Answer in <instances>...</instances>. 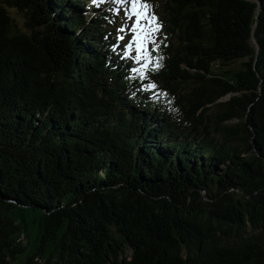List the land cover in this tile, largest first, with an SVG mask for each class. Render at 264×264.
Here are the masks:
<instances>
[{"label": "trees", "instance_id": "trees-1", "mask_svg": "<svg viewBox=\"0 0 264 264\" xmlns=\"http://www.w3.org/2000/svg\"><path fill=\"white\" fill-rule=\"evenodd\" d=\"M88 3L0 0V264H264V0H164L154 92Z\"/></svg>", "mask_w": 264, "mask_h": 264}, {"label": "snow or ice", "instance_id": "snow-or-ice-1", "mask_svg": "<svg viewBox=\"0 0 264 264\" xmlns=\"http://www.w3.org/2000/svg\"><path fill=\"white\" fill-rule=\"evenodd\" d=\"M116 2L124 4L125 0H116ZM127 2L129 5L128 12L130 13L128 18H134V20L130 27L131 39L122 45L123 56L125 58L129 57L133 46L135 47L134 61L139 66L132 67L130 70L132 73L138 74L136 78L146 82L141 86L142 91L154 92L157 86L148 79V73L161 67L160 62L163 57L159 54L160 41L158 40V34L162 25L146 0H127ZM93 3H98V0H93ZM125 30V27L122 26L118 29V32L123 33ZM117 40L123 41V35H118Z\"/></svg>", "mask_w": 264, "mask_h": 264}, {"label": "rangeland", "instance_id": "rangeland-1", "mask_svg": "<svg viewBox=\"0 0 264 264\" xmlns=\"http://www.w3.org/2000/svg\"><path fill=\"white\" fill-rule=\"evenodd\" d=\"M163 1L164 0H146V2L151 6L152 12H154V14L157 16V18H158V20H159V22H160L161 25L163 24V19H165V16H163V12H162V2ZM115 2H116V0H98V3H96L93 6H94L95 10H98V11H100L101 9H102V11H105L108 7H111L113 10H116V11L119 12L118 13V16L119 17L116 19V23L118 24V25H116V26H118V28L116 30V32H117L116 37L118 35H123L124 40L121 41V44H120L121 47H122L123 44H126L131 39L132 33H131V30H130V27H131V23L133 22L134 18H128V17H130V13L128 12L129 5H128L127 0H125V3L124 4H120V3H117V2L115 3ZM103 4H105V5H103ZM52 7L57 8V7H59V5L56 4L55 1H53ZM113 10H112V12H113ZM86 11L91 12V9L89 7H87V10ZM113 13H115V12H113ZM126 13L128 14L127 17H126ZM17 19H20V18L17 17ZM122 26H124L126 30L123 33H119L118 32V29H120ZM165 30H166V26H163L162 25L161 31L158 34V37L161 34H163L165 32ZM165 38L168 39L167 35H165ZM171 39H173V37H171L170 40ZM117 41L118 40L116 39L115 42H117ZM134 56H135V47L133 46V49H132V51L130 53V57H131L130 60H131V64H132L131 65V68L132 67H138L139 66V65H137L135 63ZM230 67H236V65L234 64L233 66H230ZM214 68L216 69V66ZM226 98H228L227 95L222 100H224Z\"/></svg>", "mask_w": 264, "mask_h": 264}, {"label": "bare ground", "instance_id": "bare-ground-1", "mask_svg": "<svg viewBox=\"0 0 264 264\" xmlns=\"http://www.w3.org/2000/svg\"><path fill=\"white\" fill-rule=\"evenodd\" d=\"M89 1V0H88ZM87 2V1H86ZM116 3V2H115ZM89 4V3H88ZM110 5V4H109ZM120 5V4H119ZM71 9V8H70ZM123 9V8H122ZM119 10V9H118ZM111 12V11H110ZM107 13V12H106ZM74 14V13H73ZM114 14V13H113ZM100 15V14H99ZM98 17V16H97ZM96 17V18H97ZM86 19V18H85ZM92 19V18H91ZM82 20V19H81ZM110 49V48H109ZM120 50V49H119ZM115 52V51H114ZM133 53V52H132ZM118 55V54H117ZM124 58V57H123ZM127 63V62H126Z\"/></svg>", "mask_w": 264, "mask_h": 264}]
</instances>
